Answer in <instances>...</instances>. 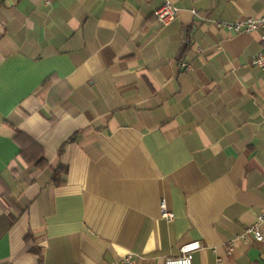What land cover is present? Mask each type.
<instances>
[{
    "label": "crops",
    "instance_id": "1",
    "mask_svg": "<svg viewBox=\"0 0 264 264\" xmlns=\"http://www.w3.org/2000/svg\"><path fill=\"white\" fill-rule=\"evenodd\" d=\"M51 2L0 0V264H264V0Z\"/></svg>",
    "mask_w": 264,
    "mask_h": 264
},
{
    "label": "built area",
    "instance_id": "2",
    "mask_svg": "<svg viewBox=\"0 0 264 264\" xmlns=\"http://www.w3.org/2000/svg\"><path fill=\"white\" fill-rule=\"evenodd\" d=\"M45 5L50 6L52 4L51 0H41ZM179 8L171 1L166 2L162 7H160L157 11H155L154 15L156 16V21L159 25L168 26L173 23L174 20L179 16ZM216 25L219 28H225L233 33H254V31H260L262 36L263 49L252 59L251 63L254 68H258L264 71V16H253L238 22L234 23H220L217 22ZM189 40L185 41L187 45ZM179 67L182 70L189 71L193 69L191 63H186L180 61ZM161 214L163 219L168 221L169 223L175 219V213L168 210L167 202L162 200L161 203ZM264 223V213L259 215L254 222V224L250 225L247 229V233H251L257 242H264V236L261 231V226ZM203 249V245L200 241H193L184 244L180 248L179 255L171 256L165 259L164 264H193V259L195 254L198 251ZM112 264H135L134 255H128L118 262Z\"/></svg>",
    "mask_w": 264,
    "mask_h": 264
},
{
    "label": "trees",
    "instance_id": "3",
    "mask_svg": "<svg viewBox=\"0 0 264 264\" xmlns=\"http://www.w3.org/2000/svg\"><path fill=\"white\" fill-rule=\"evenodd\" d=\"M46 164V158L44 156H40L39 158H37L35 160V165L36 166H43ZM68 172V168L65 166H61L54 172V177L53 179H55L56 184L60 185L61 183L64 182V179H60V174H66Z\"/></svg>",
    "mask_w": 264,
    "mask_h": 264
}]
</instances>
